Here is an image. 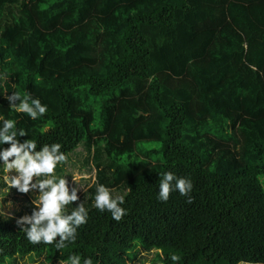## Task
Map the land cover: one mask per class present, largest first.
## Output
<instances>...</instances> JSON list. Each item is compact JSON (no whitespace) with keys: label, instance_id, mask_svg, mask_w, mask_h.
Listing matches in <instances>:
<instances>
[{"label":"trees","instance_id":"16d2710c","mask_svg":"<svg viewBox=\"0 0 264 264\" xmlns=\"http://www.w3.org/2000/svg\"><path fill=\"white\" fill-rule=\"evenodd\" d=\"M12 92L47 112L12 111ZM0 115L37 150L106 158L73 202L89 210L75 243L29 244L0 214V264H136L148 251L156 264H264V0H0ZM165 171L191 193L158 201ZM97 183L126 190L119 222L92 207Z\"/></svg>","mask_w":264,"mask_h":264},{"label":"clouds","instance_id":"9594fccd","mask_svg":"<svg viewBox=\"0 0 264 264\" xmlns=\"http://www.w3.org/2000/svg\"><path fill=\"white\" fill-rule=\"evenodd\" d=\"M4 99L12 111L26 114L31 120L40 119L47 112V105L27 92H12L4 95ZM16 123L0 115V169L5 173L3 179L7 185L4 190L14 188L19 193L38 192L31 201V214L21 216L16 223L29 244L52 245L56 250H61L75 243L77 230L87 222L89 210L82 202L73 206V202L80 200L77 188L69 189L66 177L56 174L57 167H63L67 161L66 154L61 151L62 145L43 144L37 150L35 140L25 139L21 142L18 137L27 136V132L23 128L17 129ZM5 144L8 147H4ZM13 172L15 174L10 176L9 173ZM82 178L87 179V176ZM192 189L190 178L178 177L165 171L159 173L156 199L167 202L171 191L188 196ZM123 203V196H113L111 190L103 184L95 185L92 207L98 211L109 212L111 218L119 222L127 215V209L121 206ZM69 205L73 206L71 211ZM168 259L172 264H178L181 257L173 253ZM68 261L69 264H81L82 257L72 253ZM83 264L94 262L92 258L85 257Z\"/></svg>","mask_w":264,"mask_h":264},{"label":"rangeland","instance_id":"374dc122","mask_svg":"<svg viewBox=\"0 0 264 264\" xmlns=\"http://www.w3.org/2000/svg\"><path fill=\"white\" fill-rule=\"evenodd\" d=\"M87 161L86 163V159ZM105 156L102 150L94 148V150L88 154L86 153L82 147H79L75 153L70 156V159L64 165V173L63 177H66L68 181L69 189L72 187H76L78 190V196L83 194L85 191L89 189V187L95 181V172L96 167L95 163L105 162ZM15 173H9V175H14ZM5 173L0 174V180H3ZM87 176V179H83L82 177ZM35 179V178H34ZM7 187L6 184L0 186V214L13 216L20 218L23 215H18L20 210L23 209L24 204L27 203L26 199L33 200L38 195V192H29V193H19L16 189H9L5 191L4 189ZM110 189V188H109ZM113 196H123L125 193V189H110ZM16 197V200H13V197ZM24 200V201H23ZM142 262H137L136 264H156L152 261L153 252L148 251L142 253ZM43 261V258H40L35 261H30L29 258L25 259V262L22 264H40ZM239 264H252L241 262Z\"/></svg>","mask_w":264,"mask_h":264}]
</instances>
